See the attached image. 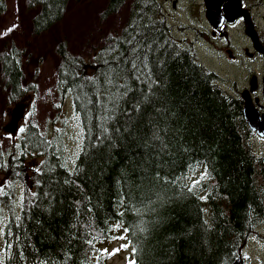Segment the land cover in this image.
Masks as SVG:
<instances>
[{"label": "trees", "instance_id": "16d2710c", "mask_svg": "<svg viewBox=\"0 0 264 264\" xmlns=\"http://www.w3.org/2000/svg\"><path fill=\"white\" fill-rule=\"evenodd\" d=\"M125 1L107 0L104 15ZM167 1L132 0L121 34L108 33L107 50L92 47L93 58H72L59 45L55 89L60 103L69 94L79 101L71 114L85 133L77 140L62 116L51 139L28 124L6 158L0 153V264H106L120 252L107 248L118 231L129 249L124 264H231L239 256L264 264V250L246 242L264 224V157L251 148L238 98L177 40ZM68 2L28 0L36 29L60 22ZM6 8L0 0V16ZM188 29L213 36L205 23ZM9 42L0 69L18 103L34 85L25 82V49ZM35 156L42 160L32 166Z\"/></svg>", "mask_w": 264, "mask_h": 264}, {"label": "rangeland", "instance_id": "374dc122", "mask_svg": "<svg viewBox=\"0 0 264 264\" xmlns=\"http://www.w3.org/2000/svg\"><path fill=\"white\" fill-rule=\"evenodd\" d=\"M5 2L6 11L0 16V52L4 49V44L8 40H10L9 48L12 46L11 41H13L20 49H25V53L29 57L28 63H25V82L28 85H34V88L29 89L28 93L18 103H10L9 90L5 85L0 69V153L4 158L8 155L12 143L20 139V136H26L28 123L33 124L39 130L38 124L41 126L49 124L54 119L57 96L60 99L57 90L55 92V85L57 74L63 64V57L58 53L59 45L64 42L65 52L72 58H81V61L82 58H85V60L93 58L89 55L92 47L107 50L106 38L108 33L113 36L121 34L127 25L129 12L133 4L132 0H126L120 12L113 15V11H109L105 16L107 0H69L64 18L42 33V30L36 29V16L39 14L36 12L38 9L30 7L28 0H5ZM246 2L251 8L252 15L258 25L264 29V0H246ZM173 5H176V7H173ZM165 8L168 10L166 22L177 25L176 30H179L181 38L185 42L192 41L189 37L193 33L188 27L204 28V23L207 26L209 25L204 18L203 0H168ZM9 28H14V30L8 32ZM36 30L38 34L34 32ZM176 30H173L174 34H177ZM170 36L177 39L172 34ZM230 38L231 42L227 43L224 39L208 35L202 41L199 55L211 58L217 66L221 62L230 70L234 69V77L236 78L243 74V71L236 66L237 53L242 52L243 46L247 44L248 37L244 35V30L240 25L238 28H230ZM231 44H234L236 49ZM219 50L225 52L221 57L216 53ZM232 52L234 55H231ZM237 83L241 84L240 82ZM249 84L252 90L255 82L250 81ZM69 96L73 100L72 95L69 94ZM244 96H246V93ZM71 99L65 100L63 106L67 109V119L75 135L77 125L70 115V109L74 108L79 101L76 102ZM244 108L247 116L250 117L248 115L250 113L249 101L246 102ZM244 108H241L242 112ZM21 149L18 147L19 152H21ZM27 152H24V156ZM34 154L32 151L27 156H33ZM41 160L38 156H35L29 164L36 166ZM3 181L4 178L0 173V186ZM6 216L7 212L0 207V228ZM259 231L264 233V224L261 225ZM117 235L122 237L121 232H118ZM262 238H249L247 244L249 250L252 252L263 251L264 235ZM0 247H2L1 241ZM107 248L120 250L119 254H115L108 264H122L128 257L126 253L129 252V249L125 247V242L122 239H116L109 246L107 245ZM251 255L256 256L254 253H251ZM262 260L264 261V259Z\"/></svg>", "mask_w": 264, "mask_h": 264}, {"label": "flooded vegetation", "instance_id": "af4514ba", "mask_svg": "<svg viewBox=\"0 0 264 264\" xmlns=\"http://www.w3.org/2000/svg\"><path fill=\"white\" fill-rule=\"evenodd\" d=\"M225 3L226 1L223 2V4ZM244 9L249 14V19L253 26L251 30L253 36L246 34V29L244 30V35L248 37V41L247 44L243 46L242 52L237 53L238 60L236 66L243 71V74L239 77H234V69L230 70L219 61V65L217 66L211 58L199 55L198 52L202 41L208 37L204 34L205 30L195 32L194 36L190 38L192 39L190 42H185L182 38L177 40H179L181 44L188 46L194 55L213 72L215 82L220 89L238 98L237 100L241 103V108H244L247 101L250 102L249 114L251 116L252 126L248 123L243 114L245 126L247 128V137L250 139L253 152L264 157V29L258 25L255 17L252 15V11H249L247 8ZM207 23H209V21H207ZM241 23L246 25V19L244 20V17H238L232 23L224 21L218 29L214 28L210 23L207 27L212 30L211 34L213 36L224 39L227 43H230V28H238ZM231 46L236 49L234 44H231ZM223 53L225 52L220 50L217 51L219 57H221ZM231 55H234V53L232 52ZM233 59L235 58L233 57ZM250 81L255 82L252 90L249 84ZM237 82L241 84L239 85ZM245 93L246 96H244Z\"/></svg>", "mask_w": 264, "mask_h": 264}, {"label": "water", "instance_id": "95a60500", "mask_svg": "<svg viewBox=\"0 0 264 264\" xmlns=\"http://www.w3.org/2000/svg\"><path fill=\"white\" fill-rule=\"evenodd\" d=\"M225 0H204L205 4V16L208 19L209 23L216 29H218L221 24L226 22H233L238 17H244L246 19V24L248 25L245 30L246 34L251 35V30L253 28L249 16L245 10L241 8L240 0H227L225 4H223ZM226 7V8H225ZM254 41V38H253ZM244 116L248 123L252 126L251 117H248L246 114L245 108L243 109ZM231 264H242V261L239 257L235 258Z\"/></svg>", "mask_w": 264, "mask_h": 264}, {"label": "snow or ice", "instance_id": "6c2138e0", "mask_svg": "<svg viewBox=\"0 0 264 264\" xmlns=\"http://www.w3.org/2000/svg\"><path fill=\"white\" fill-rule=\"evenodd\" d=\"M13 30H14V28H9L7 31L8 32H11ZM135 39H136L135 36L132 37L130 40H128V43L129 44H132ZM137 44H138V46L140 48H144L145 47L144 42H143L142 39L140 41H137ZM150 50H151V46L148 45L147 48H146V51H145L144 58H143L144 60H147V52L150 51ZM132 52H133V54H136L138 52V48L137 47L132 48ZM139 59H140L139 55H136L135 56V59H133L132 65H131L133 69H137L136 60H139ZM144 67L146 68L147 67V64H144ZM137 110H139V105H137ZM21 131H23V129H21ZM120 238L123 239V237H120ZM133 264H135L134 261H133Z\"/></svg>", "mask_w": 264, "mask_h": 264}, {"label": "bare ground", "instance_id": "6f19581e", "mask_svg": "<svg viewBox=\"0 0 264 264\" xmlns=\"http://www.w3.org/2000/svg\"><path fill=\"white\" fill-rule=\"evenodd\" d=\"M225 1L227 2V0H225ZM225 1H224V2H225ZM227 3H228V2H227ZM225 8H226V7H225Z\"/></svg>", "mask_w": 264, "mask_h": 264}]
</instances>
